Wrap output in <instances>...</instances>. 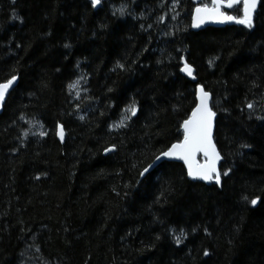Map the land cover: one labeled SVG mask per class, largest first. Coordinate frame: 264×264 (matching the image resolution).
<instances>
[{
  "label": "trees",
  "instance_id": "1",
  "mask_svg": "<svg viewBox=\"0 0 264 264\" xmlns=\"http://www.w3.org/2000/svg\"><path fill=\"white\" fill-rule=\"evenodd\" d=\"M194 8L0 0V83L18 77L0 115V264H264V0L252 28L194 31ZM198 85L221 185L176 161L140 177L184 138Z\"/></svg>",
  "mask_w": 264,
  "mask_h": 264
},
{
  "label": "snow or ice",
  "instance_id": "2",
  "mask_svg": "<svg viewBox=\"0 0 264 264\" xmlns=\"http://www.w3.org/2000/svg\"><path fill=\"white\" fill-rule=\"evenodd\" d=\"M177 0H174V3ZM238 0H212V6L208 5L198 6L194 9L192 16L193 26L198 27L205 19L215 20L219 22L225 21H234L238 24H243L248 28L253 27L252 23V14L254 9L257 6V0H242L243 3V14L241 18L236 16L228 15L222 11L223 7L233 8L237 4ZM101 3V0H91V6L96 8ZM121 14H123V9H121ZM19 19V17H17ZM70 45L65 44V47ZM183 59V58H182ZM211 64L212 61H209ZM123 68V65H118ZM181 71L186 72L189 76H192L193 69L190 65L185 63L184 68ZM17 76H12L7 79L5 82L0 83V102L4 101L6 93L9 88L17 80ZM79 79L69 84V89L78 88ZM79 95V93H77ZM199 102L196 104L195 108L192 109L191 115L185 119L181 125L184 132V138L182 141L173 143L171 147L156 157V160H159L161 157H175L184 161V164L187 166V175L192 179H202L204 181H215L217 185L221 183V172L217 169V161L221 160L220 153L216 149V145L213 143L212 139V130H213V118L216 113L212 111V108L209 106L210 93L199 89L198 93ZM248 108H252L253 105L249 103ZM127 111L131 115H136L137 108L133 104ZM83 119V117H80ZM129 117H122L118 124H114L113 127L124 126V120ZM57 135L60 136L61 140L64 137V131L62 125H58ZM41 136L45 135L44 132L40 133ZM115 146H112L114 149ZM242 147H250V145H242ZM112 149L105 148V152H108ZM198 154H202L204 163H199L197 161ZM155 163V161L153 162ZM153 167V164H149L147 167L143 168L139 172L140 177H145L149 170ZM229 170H225L222 174L227 176ZM243 199L247 200V197ZM259 198H253L250 203L255 206L258 203ZM195 231V229H193ZM207 231V229H205ZM186 236V233L183 229H180V234L175 235V243L179 245L182 242V238ZM204 255H209L208 251H204Z\"/></svg>",
  "mask_w": 264,
  "mask_h": 264
},
{
  "label": "water",
  "instance_id": "3",
  "mask_svg": "<svg viewBox=\"0 0 264 264\" xmlns=\"http://www.w3.org/2000/svg\"><path fill=\"white\" fill-rule=\"evenodd\" d=\"M102 1L103 0H101V3H102ZM194 4H195V8L196 7H198V6H203L202 5V2L204 1V0H191ZM101 3L96 7V9L97 8H99L100 6H101ZM242 5V14H243V3H242V0H238V2H237V4L233 7V8H235V7H237V6H239V5ZM259 6H260V0H257V6H256V8L254 9V11H253V14H252V21L254 20V18H255V15H256V13H257V11H258V9H259ZM209 7H211V6H209ZM194 8V9H195ZM233 8H227V7H223L222 8V11H224L225 13H227L228 15H232V16H236V15H234V14H232V13H230V11L233 9ZM193 13H194V11H193ZM237 18H241V17H238V16H236ZM227 25H237V26H241V25H243V24H238V23H236V22H234V21H225V22H219V21H215V20H209V19H205L204 20V22L203 23H201L198 27H194L193 26V20H192V29L194 30V31H199V30H202V29H204V28H207V27H224V26H227ZM186 63V62H185ZM185 63H184V65H183V67L182 68H184V66H185ZM188 64V63H187ZM188 65H190V64H188ZM191 66V65H190ZM192 67V69H193V74H192V76H189L186 72H183V71H181V73L183 74V75H185V76H187V77H190V78H193L194 77V73H195V69H194V67L193 66H191ZM181 68V69H182ZM18 78V77H17ZM17 84H18V79L14 82V84L9 88V90H8V92L6 93V96H5V99H4V101H2V102H0V115H1V113L3 112V108H4V104L6 103V100H7V98H8V96H9V94L16 88V86H17ZM200 88H203V90L204 91H206L205 90V88L203 87V85H198V87H197V94H196V98H197V103L199 102V100H198V93H199V89ZM206 92H208V91H206ZM208 93H210V92H208ZM211 100H212V95H211V93H210V100H209V106L211 107ZM212 108V107H211ZM212 111H214L213 109H212ZM191 115V114H190ZM215 122H216V115H215V117L213 118V130H212V139H213V143L216 145V143H215V140H214V129H215ZM183 129V128H182ZM59 130V129H58ZM63 131H64V129H63ZM58 138L61 140V138H60V136L58 135ZM64 139H65V131H64V137H63V139L61 140V141H64ZM183 140V139H182ZM181 140V141H182ZM177 143V142H176ZM171 147V146H170ZM169 147V148H170ZM168 148V149H169ZM112 150H113V148H111ZM167 149V150H168ZM216 149H217V151L219 152V150H218V147H217V145H216ZM166 150V151H167ZM220 153V152H219ZM158 156H160V154L158 155ZM220 156L222 157V155L220 154ZM200 157L202 158V160L200 159ZM204 157H203V155L202 154H198V156H197V161L199 162V163H204ZM222 160H223V157L221 158V160H219V161H217V169L220 171V166H221V162H222ZM155 161V163H153ZM163 161H176V162H180V163H182V164H184V161L183 160H181V159H178V158H175V157H161L159 160H156V158L150 163V164H153V167L149 170V172L150 171H152L158 164H160L161 162H163ZM185 165V164H184ZM185 167H186V169H187V166L185 165ZM221 172V171H220ZM192 179V178H191ZM197 179H199V178H197ZM192 180H196V179H192ZM200 181H202V182H204V183H206V184H211V183H215V181L213 180V181H204V180H202V179H199ZM221 181H222V179H221ZM220 185H221V183H220ZM219 185V186H220Z\"/></svg>",
  "mask_w": 264,
  "mask_h": 264
},
{
  "label": "flooded vegetation",
  "instance_id": "4",
  "mask_svg": "<svg viewBox=\"0 0 264 264\" xmlns=\"http://www.w3.org/2000/svg\"><path fill=\"white\" fill-rule=\"evenodd\" d=\"M203 5L212 6V2H211V3H208V1H207V0H204V1H203Z\"/></svg>",
  "mask_w": 264,
  "mask_h": 264
},
{
  "label": "rangeland",
  "instance_id": "5",
  "mask_svg": "<svg viewBox=\"0 0 264 264\" xmlns=\"http://www.w3.org/2000/svg\"><path fill=\"white\" fill-rule=\"evenodd\" d=\"M79 81H81V80L79 79ZM79 87H80V83H79V86H78V88H79ZM74 89H77V88H74ZM130 114H131V113L129 112V113H128V114H126L125 116L129 117V116H130ZM125 116H124V117H125ZM126 120H127V119H125V120H124V123H125V121H126Z\"/></svg>",
  "mask_w": 264,
  "mask_h": 264
},
{
  "label": "bare ground",
  "instance_id": "6",
  "mask_svg": "<svg viewBox=\"0 0 264 264\" xmlns=\"http://www.w3.org/2000/svg\"><path fill=\"white\" fill-rule=\"evenodd\" d=\"M202 5H203V2H202ZM239 6H242L241 4ZM242 17V16H241Z\"/></svg>",
  "mask_w": 264,
  "mask_h": 264
}]
</instances>
